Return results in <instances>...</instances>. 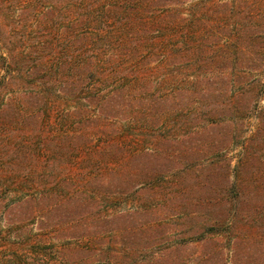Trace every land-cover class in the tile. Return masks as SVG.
I'll return each instance as SVG.
<instances>
[{"label": "trees", "instance_id": "trees-1", "mask_svg": "<svg viewBox=\"0 0 264 264\" xmlns=\"http://www.w3.org/2000/svg\"><path fill=\"white\" fill-rule=\"evenodd\" d=\"M187 1L67 0L64 9L61 1L42 0L50 7L38 15L37 25L59 32L45 33L42 41L32 38L26 49L0 50V187L39 193L16 205L23 208L20 228L13 227L17 219L0 228V239L17 238L16 243L0 240L22 255L17 264H74L92 252L103 253L105 264H174L160 255L147 256L155 246L136 237L149 230L141 229L142 221L118 225L107 244L82 222L92 203L110 206L135 195L139 201L131 200L142 212L183 205L179 198L193 184L188 173L199 157L191 158L190 139L188 150L168 142L183 126L180 111L188 104L197 107L189 108L187 122L200 114L214 129L221 122L228 125L220 127L226 132L212 146L224 150L236 142L242 149L233 169L231 161L226 164L231 168L224 189L227 207L218 211L219 202L201 193L185 201L183 206L193 211L183 213L213 216L214 223L204 229L213 234L228 223L252 221L255 227L260 221L264 119L246 141L243 120L264 85L253 74L255 67L239 61L264 53V48L248 47L256 41L252 31L264 28V1ZM232 83L239 88L230 93ZM168 99L176 102L170 105ZM170 121L172 133L167 134ZM180 159L186 162L182 167H170ZM169 172L176 179L167 193ZM143 191L154 196L143 199ZM87 236L93 238L88 246L69 239ZM64 238L68 241L62 245L54 242ZM207 258L198 264H208Z\"/></svg>", "mask_w": 264, "mask_h": 264}, {"label": "rangeland", "instance_id": "rangeland-1", "mask_svg": "<svg viewBox=\"0 0 264 264\" xmlns=\"http://www.w3.org/2000/svg\"><path fill=\"white\" fill-rule=\"evenodd\" d=\"M58 1L63 2V8H67V0ZM192 1L194 0H188L186 3ZM261 1L263 2L264 0ZM48 7H50V3L42 2V0H0V50L7 51L8 47L11 49H22L25 47L26 49L28 47L27 42L29 40L32 41V38L33 42L34 39L36 41H42L45 33L54 36L55 32H59L56 27H48V29H46L43 25H37L36 19L38 18V15L47 10ZM63 13L67 15L66 10ZM215 26L217 30L222 31V27L220 28L217 24ZM232 30H234V27ZM14 32H17L20 35V39L15 38V40H10L8 38L9 35ZM252 33H254L256 41L251 39L252 41L248 44V47H255L256 45L262 50L264 48V28H256ZM219 37H223V34ZM54 49H56V46ZM239 62L244 67H255L256 69L253 74L259 75L260 78L258 79L262 82L261 85H264V53L262 56L255 55L254 58L246 57ZM228 65L230 66L231 64ZM238 88L239 87H235L234 83H232L229 91L230 93H233V91ZM261 88L262 93L256 94V90L253 97L254 101L252 104H254V109L252 110V113L249 117H246L243 120V138L245 141L251 137V134H254L260 123H263L264 115L262 114V111L264 109V86ZM181 99L187 104L186 95L181 97ZM173 101L175 100L168 99V104L171 105ZM196 107V105L191 106L188 104L182 111H180V116L185 122L177 133H175L176 135L169 138L170 141L168 142V146L175 148H177L175 144L178 142L179 150V146L180 148L187 146V141L190 139V145L193 143L191 147H195L192 150L194 151L195 156L191 158L199 157L198 163L192 166L190 168L191 171L188 173L189 181L194 185H190V188L188 189L189 191L185 190L183 195H181L182 198H179L184 201L179 202L178 200V202L179 204L182 203L184 205V203L186 204L187 201L189 202V199H192L194 195L203 193L212 197L214 202H219L221 208L218 206L216 209L220 211V209H225L227 204H229V200L225 199L227 194L224 192L225 185L227 184V181L229 182L227 173L230 172V167L226 166V164L231 161L233 169L234 165L238 162L242 148L236 142H230L223 148L224 150H218L214 145L212 146L210 142L213 143V139L220 138L226 132L223 131L224 129H220V127L223 128L228 125L225 122H221L219 128L217 127L214 129L212 128L213 122L205 121L206 116H201L200 114L194 116L195 118L191 117L187 122V119L190 117V115L187 114L189 113V108L195 109ZM229 119V116H227L226 120ZM171 125V121L167 123L166 128H164L165 133H172L169 132L170 129H172ZM190 131L191 134H189ZM200 134L203 137H200ZM185 149L187 148L185 147ZM181 161L183 160L180 159L177 163L170 164V167L175 165H177L176 167H182L186 162L182 164ZM184 161L186 160L184 159ZM208 171H210L209 175ZM167 177L165 183L166 189H164L166 190L165 192L168 193L169 191L171 192L176 176H172V173L169 172ZM206 181L208 182V185L203 184ZM181 186L182 183L180 184V188ZM34 189L35 188L21 189L15 188V186L6 187L5 189L0 187V228L5 229L9 221L15 219L17 220H15V225L13 227L18 228L19 226L20 228L22 222L20 218H18V215L23 208H17L16 205L21 204V202L30 195L37 197L39 193ZM146 196L150 199V197H153L154 195L153 192L149 193L148 191H143L141 197L146 199ZM220 196L223 198L221 199L222 203H220ZM133 198H136L137 201H139L138 195L133 196L131 199ZM131 199L122 200L120 202L117 201L114 205L111 204L110 206H105L104 203L99 206L92 203V205L85 210L87 212L84 213L78 209L75 212H83L85 214L83 218L87 220H84L82 224L90 226V231L95 232L93 235L94 237H97V241L105 244L111 242L112 237L117 235L114 229H116L115 227L118 225L125 223L130 225L131 223L142 221L141 229L145 228L149 230L142 231L141 233L138 232L136 237L143 238L142 241L144 245L149 243L152 245L154 244L155 246L149 251V253L146 252L147 256H151L152 253L154 255H160V257H163L166 260L168 259L167 263L172 260L171 263L174 264H198L207 254L210 255V258H207L206 261L208 264H264V214L262 217H259L260 219L258 218L260 221L257 222V227H254L252 221L248 223H244L245 221H237L231 225L228 223L227 227L224 225L219 234H213L208 232L209 230H207V232L204 230L205 227L214 223L213 216L211 218L208 215H187L186 213H183V211L188 209L193 211V209L185 208L183 205V207L180 206L181 208L178 206L174 207V205L169 207L163 205L162 208H156L155 211L142 212L136 207L138 202H134L135 200L132 201ZM189 205L190 204H187L186 206L189 207ZM24 207L26 208L27 205ZM67 210H70V208ZM194 211L196 210L194 209ZM129 212L133 214L128 215ZM68 213L70 214L71 210L68 211ZM122 213H126L127 215L124 214L121 216ZM56 215L57 214L54 216ZM112 215H115V217L110 220L109 218H111ZM65 221L66 224L71 222L68 218H65ZM59 222L60 221H58V223ZM33 227L34 229L37 228V226ZM105 227L108 228V230H105ZM204 232L205 234L203 235L202 233ZM5 239L12 243L17 242L16 236H6V238L0 240L4 242ZM69 239H72L71 241H74L79 246H88L93 240L92 236ZM66 241L68 240H65V238L54 240L58 245H62ZM117 241L120 240L117 239ZM157 244L161 245V247H158ZM10 249L11 246L5 245V243L0 244V264H17V260H22V255L20 257L19 254L12 253L10 252ZM77 259L78 260L74 262V264L106 263L105 255L103 253L99 254V252H92L85 256L83 254L82 258L78 257ZM53 263L65 264L64 261Z\"/></svg>", "mask_w": 264, "mask_h": 264}]
</instances>
